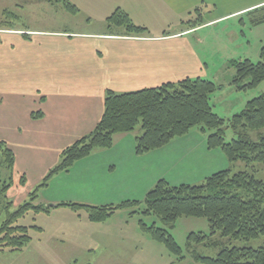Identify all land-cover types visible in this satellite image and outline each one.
<instances>
[{"label":"crops","instance_id":"1","mask_svg":"<svg viewBox=\"0 0 264 264\" xmlns=\"http://www.w3.org/2000/svg\"><path fill=\"white\" fill-rule=\"evenodd\" d=\"M90 1L88 20L100 24L98 29L0 31V141L15 154V180L23 175V188L40 183L59 161L61 151L94 128L103 114L106 90L133 91L196 77L214 81L215 72L228 68L235 58L226 55L223 65L212 67L210 53L199 48L191 35L225 20H243L242 16L264 5V0ZM71 2L79 8L83 4ZM203 5V24L187 27V18ZM117 9L147 32L131 35L120 26H108L106 18ZM251 19L249 24L254 26ZM239 36L249 43L242 30L233 41L238 42ZM246 51L236 59L251 60ZM229 75L233 73L219 83L223 89L218 93L234 90ZM263 82L242 91L237 107H225L224 97V109L231 116L239 112L249 99L264 93ZM217 92L211 96L215 112ZM134 137L135 133L115 134L111 148L96 150L55 175L40 191V203L53 207L62 202L109 205L142 200L160 179L173 186L195 184L233 165L220 149H209L196 130L143 155L135 153ZM60 207L67 206L53 208Z\"/></svg>","mask_w":264,"mask_h":264},{"label":"trees","instance_id":"2","mask_svg":"<svg viewBox=\"0 0 264 264\" xmlns=\"http://www.w3.org/2000/svg\"><path fill=\"white\" fill-rule=\"evenodd\" d=\"M47 1L60 3L71 13L78 12L77 6L70 0ZM202 10L203 7L199 6L193 12L201 16ZM253 13L259 15L252 17L251 24L264 23V5L253 9ZM106 21L108 26H120L131 35L147 32L146 27L134 24L119 9ZM192 25H188L189 28L200 24ZM228 65L233 69L230 84L234 90L255 89L264 81V44L260 48L258 61L235 58ZM220 89H223V85L196 77L133 91L106 90L103 114L94 128L61 151L59 161L31 191L29 201L14 211H10L9 203L1 209L0 248L21 251L29 243L28 227L17 223L29 211L48 213L50 208L68 206L73 210L83 209L91 222H102L119 210L131 209V215L135 212L153 214L163 222L165 227L138 220L139 228L152 240L163 244L170 253L177 255L178 260L186 256L169 229L180 217H203L209 224L210 233L191 232L185 241V250L193 261L201 264H264V245L256 248L224 247L215 256L204 255L199 249L201 246L216 245L217 241L209 242L208 239L216 234L229 240H251L264 235V181L256 178L253 170L254 164L264 163V93L252 97L239 112L224 118L213 110L211 103V96ZM137 127H140V132ZM227 128L235 135L230 140H225ZM192 130L205 137L209 149H220L229 164L241 161L252 169L232 172L229 167L199 183L177 186L160 179L142 200L117 204L62 202L50 207L34 202L55 175L68 170L77 160L96 150L111 148L115 134L135 133V153L143 155ZM251 131L258 133V140L250 138ZM0 158L5 169L11 171L15 156L4 141H0ZM24 180L22 177L21 181ZM8 187L9 183L3 190Z\"/></svg>","mask_w":264,"mask_h":264},{"label":"rangeland","instance_id":"3","mask_svg":"<svg viewBox=\"0 0 264 264\" xmlns=\"http://www.w3.org/2000/svg\"><path fill=\"white\" fill-rule=\"evenodd\" d=\"M80 1L83 4L80 8L77 6L78 12L71 13L60 3L47 0H0V31L12 27L30 30L31 34H34L35 31H91L95 27L98 29L100 24L88 20L91 16L89 0ZM105 6L106 4L102 3L101 7ZM200 7H204V5ZM97 13L102 14L103 12L98 11ZM258 15L259 13H253L242 16L243 20L236 17L218 24L215 23L193 33L192 41L196 42L199 48L210 53L208 58L209 62L211 60L212 67L223 65L226 55L237 58L244 54V50H247L246 54L253 62H256L259 60L261 44H264V23L250 26L248 17ZM242 23L245 24L244 27ZM185 24L187 26L201 25L203 24L202 17L194 11L192 17H188ZM241 30L246 32L248 44L243 40L245 36H239V43L233 41V35L241 34ZM228 36L231 37L230 41L226 38ZM215 73L217 77L214 82L219 84L227 74H232L233 70L231 66L228 68L224 66ZM261 87L264 90V82ZM225 91L216 94V112L218 115L228 118L231 113L229 114L228 110L224 109L223 98L226 97L227 100L225 107L232 105L237 107L244 94L243 92L236 94V90L228 92L226 89ZM251 94L253 91L250 92ZM136 129L140 132V127ZM234 136L230 128L225 130V140H230ZM250 138L254 141L258 140V133L251 131ZM231 169L232 172H237L252 168L237 161L231 166ZM253 170L255 177L264 181V163L254 164ZM14 171V166L11 171L5 169L0 158V211L6 206V203H9L10 211H14L29 201L31 191L36 186L31 185L23 188L25 181H21V178L24 176L20 175L16 181ZM7 183H9V187L4 191L3 188ZM34 202L38 204L41 200L36 199ZM74 211L67 206L56 210L52 208L48 213L33 211L25 213L17 220V223L28 227L31 239L21 251L0 248V264H201L191 260L185 250V241L191 232L210 233L209 224L203 217L178 218L174 227L169 230L186 256L183 261H179L177 255L170 253L163 244L152 240L139 228V219H143L147 224L155 222L157 226L165 227L163 222L153 214L144 215L135 212L131 215V209H123L115 212L105 221L91 222L87 216L83 217L86 215L83 209ZM208 239L209 242L217 241L216 245L199 247L201 253L208 256H215L224 247L256 248L264 245V235L251 240H229L216 234Z\"/></svg>","mask_w":264,"mask_h":264}]
</instances>
